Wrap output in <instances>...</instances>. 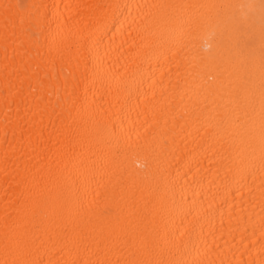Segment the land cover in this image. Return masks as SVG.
<instances>
[{
    "label": "bare ground",
    "instance_id": "bare-ground-1",
    "mask_svg": "<svg viewBox=\"0 0 264 264\" xmlns=\"http://www.w3.org/2000/svg\"><path fill=\"white\" fill-rule=\"evenodd\" d=\"M0 264H264V0H0Z\"/></svg>",
    "mask_w": 264,
    "mask_h": 264
}]
</instances>
